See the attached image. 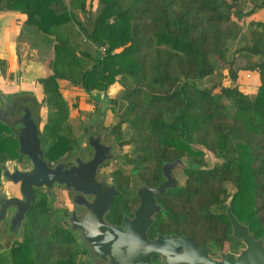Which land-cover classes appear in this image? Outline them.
Returning <instances> with one entry per match:
<instances>
[{
    "label": "trees",
    "instance_id": "16d2710c",
    "mask_svg": "<svg viewBox=\"0 0 264 264\" xmlns=\"http://www.w3.org/2000/svg\"><path fill=\"white\" fill-rule=\"evenodd\" d=\"M96 4L101 8L86 27L78 12L88 14ZM258 7L264 9V0H0V13L20 12L32 34L43 35L39 45L52 46L48 73L37 78L48 107L49 161L67 156L77 142L68 127L66 90L72 89L61 82L97 95L122 87L106 96L117 118L111 132L121 151L132 150L125 153L129 173L111 174L122 193L109 222L120 224L139 205L130 190L134 175L157 186L163 164L184 158L198 168L183 169L185 183L159 197L163 209L150 237L186 234L213 252L238 250L243 243L231 236L226 213L232 197L239 221L264 239V21H248ZM248 22L251 42L230 58L229 41ZM77 38L93 44L94 53ZM0 68L6 77L9 60L0 57ZM247 70L261 80L255 94L240 83ZM18 147L0 121V191L2 165L19 157ZM207 152L220 162L207 165ZM74 232L67 211L38 191L20 236L0 251V264H78Z\"/></svg>",
    "mask_w": 264,
    "mask_h": 264
},
{
    "label": "water",
    "instance_id": "95a60500",
    "mask_svg": "<svg viewBox=\"0 0 264 264\" xmlns=\"http://www.w3.org/2000/svg\"><path fill=\"white\" fill-rule=\"evenodd\" d=\"M0 68V121L15 132L19 143L18 153L27 156L32 167L21 169L15 164L11 168L2 165V179L6 184L17 186L19 196H10L6 191H0V222L6 220L5 226L12 231L17 226V237L27 213L32 209L35 199V188L46 187L51 195L52 187L58 183L67 190L72 188L81 195L75 201L81 200L87 211L78 217L76 211L70 216V228L79 231L83 241L93 251V261L108 264H264V239L256 238L249 225L239 221L233 212L232 197L227 203V216L232 224V235L246 247L239 254L223 252L220 259L209 254L205 246H198L190 236L178 234H159L152 239L150 228L154 225L155 216L163 205L158 198L166 194L169 188L179 186L178 179L173 175V169L180 166L184 169L198 168L184 158L168 161L163 164L166 179L157 186L141 184L137 190L140 204L134 216L125 215L122 225H115L107 219V213L121 194L116 184L109 185L106 176L97 181L99 166L114 159L116 153L113 145L93 141L90 144L95 149L94 156L88 161L70 158L51 165L42 147L44 137V113L47 103L40 96L38 86H6L2 81ZM105 97V103L98 109L89 127L95 123L102 124L106 118L110 104ZM16 111H22L21 127L16 128L8 118ZM19 118V119H18ZM201 168H204L203 166ZM93 194L92 201L83 195ZM10 214L7 216V213ZM160 255L161 262H154L153 256Z\"/></svg>",
    "mask_w": 264,
    "mask_h": 264
},
{
    "label": "rangeland",
    "instance_id": "374dc122",
    "mask_svg": "<svg viewBox=\"0 0 264 264\" xmlns=\"http://www.w3.org/2000/svg\"><path fill=\"white\" fill-rule=\"evenodd\" d=\"M67 2H69L70 0H66ZM101 8L100 4H96L94 7L91 8L90 12L88 14H84L81 12H78V16L80 18V20L83 22V24L86 27L91 28L92 27V20L93 18L97 15V13L99 12ZM248 21H264V9L263 8H256L254 14L249 18ZM252 25L248 22L244 27L243 30L240 34V36L236 39H232L229 41L228 47H227V54L230 58H232L233 56H235L237 53V49L243 45H246L248 43L251 42V29H252ZM31 33H33L32 30H30ZM39 33H36L35 35H37ZM42 35H40V37L38 36V40L35 39V41H41ZM41 38V39H40ZM77 43L82 46L83 48L91 51L94 53V45L89 43V42H82V40H80L79 38L76 39ZM75 41V42H76ZM38 48V52L35 56V59L33 60V65L37 67V65L42 66V70L41 68H37L38 70H36V72H34L35 75H30V77H34V76H38L40 75L41 77L45 76L48 73V65H49V61L52 57V46L48 45V44H43L42 45L38 44L36 45ZM27 62V61H26ZM21 63L22 65L19 66L17 64L16 59L14 58L13 60V68L11 71L14 70V67H16L18 65V71L16 73V75L14 73L8 72V74L6 75V78L10 81L13 79L18 78H22L25 77V75H29V72L31 71L30 69L27 68V65L25 64V61L23 62V60L21 59ZM23 66V67H22ZM17 69V68H16ZM248 72H252V75L248 76ZM32 73V72H31ZM16 76V77H15ZM39 78V77H37ZM37 81V79H36ZM210 80L207 79L205 81V83L209 84ZM261 80L257 74V72L255 71H241L240 72V83L241 85L244 86V88L247 90V92L251 93V94H255L256 93V88L257 86H259ZM17 83H11L8 84L9 87L15 86ZM6 86H8L7 84H5ZM38 87L40 88L41 86L39 84H37ZM62 86H66L72 90H66V95L68 96L69 99V104H70V109H71V116L70 119L68 121V127L70 130V136H72L73 138H76L78 141V144L81 145L82 143L86 142V134L82 133V128L85 125L86 122H88V120L93 117L98 109H101L102 106L105 103V97L102 98L103 96H101L102 94L104 96H108V97H114L120 94V91L122 89L121 85L119 83L114 84L110 87V89L108 90L107 93L101 92L100 95H97L96 92H94V94H88L85 91H83L81 88L73 86L72 84H70L69 82H61ZM40 96L41 98H44V93L42 91V89L40 88ZM51 101L49 102V105L51 106ZM110 104V103H109ZM111 105V104H110ZM45 116H46V120L47 121V115H48V107L45 108L44 110ZM106 123L111 127L116 121L117 118L115 116V114L111 111L110 107L109 110L107 111L106 114ZM44 122V125H45ZM7 131V130H6ZM110 140H112V137L110 138ZM132 150L131 147L129 146H125L123 148V151L121 152H117L116 156L114 159H111L109 161V163L107 164V168L104 169V171H102L101 174H103V172L108 176V181L109 182H114V179L112 178L111 174L117 170V169H122L123 171H126L127 173H129V169L130 167L127 166L125 164V153H130ZM70 155V153L68 154ZM205 160L207 162V165L209 166H213L216 163L220 162V159L215 156L212 152H207L205 155ZM10 162V167L12 168L14 163L19 165V167L21 169L23 168H28L31 164L30 159L27 158V156L25 155V157L19 159V160H9ZM173 174L176 178L179 179L180 184L183 185L186 181V175L183 171V168L178 166L173 170ZM3 181V179H2ZM141 185V180L139 179L138 176L134 175L132 177L131 180V186H130V190L135 193L137 192L139 186ZM229 188V192L233 193L236 189L234 187H232L231 185H228ZM53 195H54V200L53 203L56 206L65 208V210L67 211V213H72V211L74 210V205L72 204L71 201V197L70 194L68 192H66L65 190H63L61 187H53ZM1 191H6L10 196H19V191L17 186L11 185V184H6L3 181V187ZM229 202V201H228ZM227 202V203H228ZM77 238V241L75 243V250L77 251V257L76 260L78 262V264H100L99 261H93V251L90 248L89 245H87L84 241H83V237L81 235V233L79 231H75L74 232ZM8 244H12V239H8L0 236V251H6L10 249V246H8ZM244 248V244L241 245V248ZM86 250V252H85Z\"/></svg>",
    "mask_w": 264,
    "mask_h": 264
},
{
    "label": "flooded vegetation",
    "instance_id": "af4514ba",
    "mask_svg": "<svg viewBox=\"0 0 264 264\" xmlns=\"http://www.w3.org/2000/svg\"><path fill=\"white\" fill-rule=\"evenodd\" d=\"M97 112H98V110H97ZM97 112H96V114H97ZM21 113H22V111H16V114L14 115V116H11V115H9L8 116V118L10 119V121H11V123L12 124H14V126L16 127V128H19V127H21V125L20 126H18L19 124H20V121H16V118L17 117H19V118H21ZM96 114L93 116V117H91L89 120H88V122H86L85 123V125L83 126V128H82V133L84 134H86V142L85 143H82L81 145H79L78 144V141L76 142V144H75V146H74V148L71 150V152H70V155H67V156H65V157H63L61 160H59V161H57V162H60V161H65V160H68V159H70V158H72L73 157V159L74 158H79V159H81V160H83V161H88L89 159H91L93 156H94V154H95V149L93 148V146L90 144V141H89V139H90V137L92 138V140L93 141H97V142H101V143H105L106 145H113L114 146V152L115 153H117V152H121V149H120V146H119V144L114 140V138H113V135H112V132H111V128H112V126L110 127L107 123H106V120H104V122L102 123V124H98V123H95L94 124V126L93 127H89V125H90V123H91V121H92V119L96 116ZM18 118V119H19ZM8 128H9V130H10V132L11 133H13V135H14V137H15V132H12L11 131V128L8 126ZM44 135V134H43ZM112 137V140H110V138ZM42 147L47 151L48 150V145L46 144V141H45V135H44V137H43V140H42ZM123 151V150H122ZM46 154V153H45ZM23 157H25V156H21V155H19V157L18 158H16V159H14L15 161L16 160H19V159H21V158H23ZM28 158V157H27ZM29 159V158H28ZM48 159V158H47ZM31 161V160H30ZM109 161L110 160H107V161H105V162H103L100 166H99V168H98V176H97V181L99 182V181H101V179L103 178V176H106V181H107V183L109 184V185H113V184H116L115 183V181L114 182H109L108 181V176L103 172V174H101L102 173V171H104V169L105 168H107L108 166H107V164L109 163ZM10 161H7L5 164H8V165H10V163H9ZM50 162V164L51 165H54V164H56L57 162H51V161H49ZM14 165H15V163H14ZM32 167V162H31V164H30V166L28 167V168H23V169H29V168H31ZM175 169V168H174ZM173 169V170H174ZM184 169V168H183ZM174 175V174H173ZM163 177H164V179L163 180H165L166 179V176L164 175V173H163ZM178 179V178H177ZM162 180V181H163ZM161 181V182H162ZM178 181H179V179H178ZM160 182V183H161ZM159 183V184H160ZM158 184V185H159ZM61 187L63 190H65L66 192H68L69 194H70V197H71V201H72V204L74 205V210L72 211V212H74V211H76V213H77V215H78V217L79 218H81L82 217V215L87 211V207H86V205H84V204H82L81 203V200H78V201H75V197L77 196V195H81L79 192H77V191H75V189L74 188H72L71 190H67L63 185H59L58 183H56V184H54L53 185V187ZM116 186H117V184H116ZM180 186H182L181 184H180V181H179V186H173V187H180ZM52 187V188H53ZM117 188H118V186H117ZM172 188V187H171ZM171 188H169V189H171ZM119 189V188H118ZM38 191H41V192H46V193H48V191H47V188L46 187H41V188H35V198H36V195H37V192ZM122 193V192H121ZM49 194V193H48ZM135 194L137 195V192H135ZM50 195V194H49ZM84 197H85V199H87L88 201H92L93 200V198H94V195L93 194H88V195H83ZM50 197H51V201H52V203H53V200H54V195H53V190H52V192H51V195H50ZM138 197V196H137ZM161 197V196H160ZM117 198V197H116ZM139 199V198H138ZM34 201H35V199H34ZM158 202H159V198H158ZM160 203V202H159ZM33 204H34V202H33ZM54 204V203H53ZM139 204H140V200H139ZM161 204V203H160ZM162 205V204H161ZM139 206V205H138ZM137 206V207H138ZM32 207H33V205H32ZM65 209V208H64ZM111 209V208H110ZM137 209V208H136ZM110 211V210H109ZM108 211V212H109ZM136 211V210H135ZM135 211H134V214H135ZM30 212V211H29ZM28 212V213H29ZM28 213H27V215H26V217H25V220H24V222H23V224L25 223V221H26V219H27V216H28ZM10 214V212H8L7 213V216ZM71 214L72 213H67V218H68V220H70V216H71ZM108 214V213H107ZM134 214L132 215V217L134 216ZM130 216V215H129ZM155 221H156V216H155ZM5 223H6V220H3V221H1L0 222V236H3L4 238H5V240H6V238H8V239H12V241H14V240H16L18 237H17V226H16V229H14V230H12V231H10V230H8L7 229V227L5 226ZM122 223H123V220H122V222L120 223V224H115V225H122ZM155 223V222H154ZM23 224H22V227H21V229H20V233H21V230H22V228H23ZM152 228V227H151ZM150 228V229H151ZM150 231V230H149ZM252 232V231H251ZM159 234H162V233H159ZM159 234H157L155 237H157ZM170 234H178L179 236H181V235H186V234H179V233H170ZM186 236H189V235H186ZM231 236L235 239V240H237L232 234H231ZM155 237H151L152 239H154ZM191 237V236H190ZM257 238V237H256ZM257 239H259V238H257ZM195 241V240H194ZM196 242V241H195ZM197 243V242H196ZM244 244V243H243ZM198 245V244H197ZM199 247L200 246H202V245H198ZM206 246V245H205ZM207 247V246H206ZM246 247V245L244 244V248ZM208 249H209V254L212 256V257H214V258H216V259H220L221 258V254L223 253V252H232V253H235V254H239L240 252H241V250L242 249H244L243 247L241 248H239L238 250H236L235 248H233V247H231V245L230 246H226V248H225V250H221V251H219V252H213L209 247H207ZM153 261L154 262H158V263H160L161 262V260H162V258L160 257V255H154L153 256Z\"/></svg>",
    "mask_w": 264,
    "mask_h": 264
},
{
    "label": "crops",
    "instance_id": "0c3cea01",
    "mask_svg": "<svg viewBox=\"0 0 264 264\" xmlns=\"http://www.w3.org/2000/svg\"><path fill=\"white\" fill-rule=\"evenodd\" d=\"M25 18L23 14L16 11H5L0 13V57L9 60V72L13 68L14 58L19 66L22 65V63L20 64L18 61L19 57L23 62L25 61L27 68L31 70L29 75H25V77L19 78V80L17 78V80L13 79L9 81L6 77L2 76V81L7 85L17 83L23 84L24 86L34 85L36 87L38 86L36 79L41 76L36 75L32 78L30 75H35L34 72L38 70L37 68H41L42 70V66L37 65L36 67L32 63L38 52L37 46L33 45V43L39 44V41H35V39L38 40L37 37H40L42 34H32L25 25ZM41 38H43V35ZM18 65L14 67L11 73H17L19 69Z\"/></svg>",
    "mask_w": 264,
    "mask_h": 264
},
{
    "label": "built area",
    "instance_id": "2783aa9c",
    "mask_svg": "<svg viewBox=\"0 0 264 264\" xmlns=\"http://www.w3.org/2000/svg\"><path fill=\"white\" fill-rule=\"evenodd\" d=\"M249 75H252V72H248V76H249Z\"/></svg>",
    "mask_w": 264,
    "mask_h": 264
}]
</instances>
